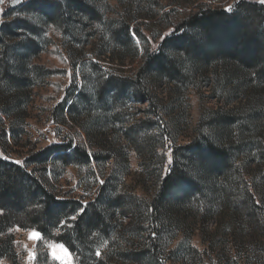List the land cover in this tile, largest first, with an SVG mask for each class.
Masks as SVG:
<instances>
[{"label": "trees", "instance_id": "1", "mask_svg": "<svg viewBox=\"0 0 264 264\" xmlns=\"http://www.w3.org/2000/svg\"><path fill=\"white\" fill-rule=\"evenodd\" d=\"M162 1L27 0L4 16L0 137L7 140L9 131L19 145L27 135L34 89L54 76L35 64L53 29L82 87L67 91L52 121L87 139L53 145L22 163L0 155V264H19L17 230L41 234L33 264H59L47 251L52 243L65 245L75 264L180 262L187 223L206 226L227 208L228 226L264 264V5L235 0L231 12L201 6L176 22L173 10L156 23ZM132 34L143 56L135 76L126 77L124 62L141 53ZM210 81L215 98L245 107L206 110L191 144L173 147L189 124L185 94ZM144 104L145 118L134 123L133 108ZM134 159L146 174L130 183ZM71 167L78 188L94 194L88 202L59 194L55 184ZM193 251L200 264H222L204 263Z\"/></svg>", "mask_w": 264, "mask_h": 264}, {"label": "rangeland", "instance_id": "2", "mask_svg": "<svg viewBox=\"0 0 264 264\" xmlns=\"http://www.w3.org/2000/svg\"><path fill=\"white\" fill-rule=\"evenodd\" d=\"M21 2H27V0H19L18 3H14L13 0H4L3 3H0V25L4 22V16L9 10L17 8ZM162 2L165 7L160 15H156L154 12L151 13L152 15L154 14L160 17L156 23L161 21V17L164 13L173 10L178 11L171 17L172 20L176 22L178 19L190 14L194 9L201 6L209 7L211 9L223 8L227 10L229 5L233 6L235 0H163ZM151 23L153 22L149 21V24ZM159 25L163 26L164 22ZM135 26L136 24H134L133 28H135ZM50 31V38L52 40L51 44L35 61V64L49 69L54 73V76L49 78L45 84L34 89V100L30 108V118L27 121V135L19 142V145L13 143L9 131L7 140L4 141L3 137H0V155L12 161H20V163H22L25 158L42 152L53 145H64L73 139L76 146L79 143H85L87 139L86 135L78 128L59 126L52 121L53 109L64 100L69 89L76 86H79V88L82 87V79L80 74H78L76 79L73 78L74 72L68 62L66 48L62 45L63 43L59 34L53 29H50ZM169 32L170 31L164 29L161 33L165 36ZM145 33L150 38L153 35L149 30L145 31ZM132 38L136 46L138 45L141 53H139V57L135 61L127 60L124 62L121 70L126 77H134L138 67L142 63L143 45H141L140 40L136 35L132 34ZM159 41L160 40H157L155 43L157 44ZM159 94L164 100L168 98L170 96L169 87H167V85L161 87ZM185 95L188 96L187 101L190 107L189 117L186 115L189 119V124L183 125L176 140L174 142L173 140L171 141L173 147L180 148L191 144L194 137V128L198 124L201 115L206 110L222 109L227 111L245 107L240 101L227 106L225 99L215 98L213 82L211 81L206 85L203 83L200 88L193 90L192 92L189 91V93H186ZM70 104L71 102H69V105ZM133 109L132 113L135 114V116L133 115L132 120L134 123L138 121L140 122L145 118L143 111L148 109V104L134 107ZM122 139L123 138H121V141L123 142L124 139ZM30 169L33 170L34 167H31ZM141 172L143 175L146 174V171L141 166V160L134 159V161H132L131 176L128 177L127 181L133 183L135 179H137L135 174L141 175ZM78 177L79 175L76 169L72 167L68 168L65 171L63 178L55 185L57 186L58 191H60L59 194L61 196L75 198L76 200L82 198L85 202H88L94 194L84 193L78 188ZM153 186L154 183L149 181L148 187L153 190ZM224 210L225 212H223ZM227 210L228 208L223 209L221 212L223 213L222 216H224L222 217L223 219L218 216L211 220L206 226H203L201 222L193 226H190V223L192 222L187 223L185 227L187 233L184 234V236H186V241L182 243L181 250H183V252L180 251L179 255L181 261H169L166 264H200V257L198 258V254L193 250H197L199 255H202L201 258H204V263L210 258L211 261H221L222 264H260L259 259L250 250V241L247 238H242L243 234L239 235L238 229H235L233 226H228L230 220L227 216ZM227 227L230 229L228 230ZM195 228L196 231H193ZM31 231L32 230L16 231V243L20 260L19 264H33L36 258L37 245L41 239H30L29 235ZM127 239L133 244L141 243L138 240H132L128 237ZM179 242V238L174 240L173 246L175 247ZM49 245H53V247L50 248ZM59 245L60 244L57 243L46 245L50 257L59 264H62L61 260H57L53 256V252H55L56 256L70 259L72 264H75L74 258L69 249L67 248L70 256H66ZM173 246L171 247L172 249H174ZM30 256L32 257L31 259Z\"/></svg>", "mask_w": 264, "mask_h": 264}, {"label": "snow or ice", "instance_id": "3", "mask_svg": "<svg viewBox=\"0 0 264 264\" xmlns=\"http://www.w3.org/2000/svg\"><path fill=\"white\" fill-rule=\"evenodd\" d=\"M4 0H0V3H3ZM14 3H18L19 0H13ZM258 2L261 4V5H264V0H258ZM233 10L232 6L229 5L228 8H227V11L231 12ZM16 163H20V161H17ZM101 183H103V181H101ZM81 212H83V210L81 209L80 210ZM69 220H75L76 219V216H71L68 218ZM65 225H67L68 223V220L64 221L63 222ZM29 238L30 239H33V240H39V239H42L41 237V234L35 230H32L30 232V235H29ZM49 247H53V245H49ZM59 247L61 249H63L64 253L66 254V256H70V253L68 252V249L67 247H65V245L63 244H60ZM97 255H100L99 252L96 253ZM53 256L57 259V260H61L62 264H72L71 260L70 259H66L65 257H61V256H56L55 252H53ZM32 257L30 256V259Z\"/></svg>", "mask_w": 264, "mask_h": 264}]
</instances>
